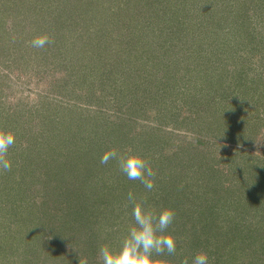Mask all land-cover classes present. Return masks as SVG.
I'll return each instance as SVG.
<instances>
[{
	"label": "rangeland",
	"instance_id": "obj_1",
	"mask_svg": "<svg viewBox=\"0 0 264 264\" xmlns=\"http://www.w3.org/2000/svg\"><path fill=\"white\" fill-rule=\"evenodd\" d=\"M0 126V264H100L129 191L175 210L167 264H264V0H0Z\"/></svg>",
	"mask_w": 264,
	"mask_h": 264
},
{
	"label": "clouds",
	"instance_id": "obj_2",
	"mask_svg": "<svg viewBox=\"0 0 264 264\" xmlns=\"http://www.w3.org/2000/svg\"><path fill=\"white\" fill-rule=\"evenodd\" d=\"M52 42L44 33L34 37L30 43L33 48L42 49ZM15 143L16 132L0 126V173L11 171L9 150ZM110 160L117 163L120 172L129 180L139 181L148 191L155 188L157 173L141 153L132 149L121 153L113 148L102 155L100 163L107 164ZM127 201L132 208V224L119 248L108 245L99 248L100 264H167L161 258L173 256L177 250L176 237L169 231L175 220V210L171 207L157 209L147 203L146 197L138 199L132 191L128 192ZM178 264H209V256L207 252L199 251L191 257H181Z\"/></svg>",
	"mask_w": 264,
	"mask_h": 264
},
{
	"label": "trees",
	"instance_id": "obj_3",
	"mask_svg": "<svg viewBox=\"0 0 264 264\" xmlns=\"http://www.w3.org/2000/svg\"><path fill=\"white\" fill-rule=\"evenodd\" d=\"M81 28H83V27H81ZM87 30H91V29H89V27H88ZM89 33L91 34L92 37H95V34H96L95 32H89Z\"/></svg>",
	"mask_w": 264,
	"mask_h": 264
}]
</instances>
